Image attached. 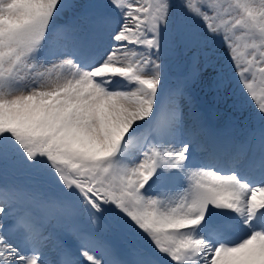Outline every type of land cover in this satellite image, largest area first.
Segmentation results:
<instances>
[{"label": "snow or ice", "instance_id": "1", "mask_svg": "<svg viewBox=\"0 0 264 264\" xmlns=\"http://www.w3.org/2000/svg\"><path fill=\"white\" fill-rule=\"evenodd\" d=\"M0 176V264H264V0H0Z\"/></svg>", "mask_w": 264, "mask_h": 264}, {"label": "rangeland", "instance_id": "2", "mask_svg": "<svg viewBox=\"0 0 264 264\" xmlns=\"http://www.w3.org/2000/svg\"><path fill=\"white\" fill-rule=\"evenodd\" d=\"M85 2H87V0H85ZM183 60H177V61H175L174 63H173V65L171 66V68H170V72H169V75L170 74H172L173 76H175L176 74H177V70L178 71H182V69H184L183 68ZM191 69V68H190ZM173 78H175V77H173ZM181 78H179V80H180ZM171 80V79H170ZM193 86H194V84L192 85V87H191V91H192V95H193V97H194V99H195V101H196V103L200 106V108H201V110L203 111V113L204 114H208V113H211V112H213V106H210L208 109H204V108H202V106H201V104H200V102H204V100H200V98L202 97L201 96V94L200 93H195L194 91H193ZM200 88H202V87H200ZM203 88H205L204 86H203ZM210 92H213V91H211L210 90ZM210 95H211V93H209V97H210ZM203 98H205V95L203 96ZM231 100H227L226 101V104L224 105V107L225 108H228V110L229 111H227V110H224V109H216V111L218 112V113H221V116L222 117H224V118H228V115L227 114H232L231 116H235V118L236 119H239L241 116L244 118L245 117V115H248V119L250 118V117H252V119L254 120L255 119V117H254V115L253 114H255V115H258L254 110H253V108L251 107V105H244L243 107H239V108H233V107H231ZM222 110H224V111H222ZM207 111V112H206ZM258 119V118H257ZM257 121V120H256ZM258 125H259V123H258ZM237 126H239V124L237 125ZM259 127H260V125H259ZM235 130H237L238 132H240V127H236V129ZM236 131V132H237ZM9 179H12V180H9V179H7V181H9V182H18V183H25V182H27L28 180H20L21 178H19V176H18V174H15V173H11L10 174V176L8 177ZM0 179H5V177H2V176H0Z\"/></svg>", "mask_w": 264, "mask_h": 264}, {"label": "bare ground", "instance_id": "3", "mask_svg": "<svg viewBox=\"0 0 264 264\" xmlns=\"http://www.w3.org/2000/svg\"><path fill=\"white\" fill-rule=\"evenodd\" d=\"M178 81L177 80H174L173 82H172V84L173 85H175L176 83H177ZM220 116V114L217 112V118ZM214 118V117H213ZM214 119H216V118H214ZM217 121H219L220 122V120H217ZM220 124H221V122H220ZM254 125L256 126V125H258V124H255L254 123ZM242 126H243V130H244V134L243 135H241V134H233V133H231L233 136H235L236 138H243L249 131H251L252 129L248 126V124L246 123V122H244V121H242ZM224 127L222 126V124H221V129H223Z\"/></svg>", "mask_w": 264, "mask_h": 264}]
</instances>
